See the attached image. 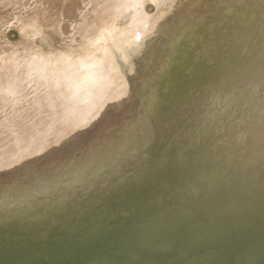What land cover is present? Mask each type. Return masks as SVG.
Returning a JSON list of instances; mask_svg holds the SVG:
<instances>
[{
  "label": "rangeland",
  "instance_id": "obj_1",
  "mask_svg": "<svg viewBox=\"0 0 264 264\" xmlns=\"http://www.w3.org/2000/svg\"><path fill=\"white\" fill-rule=\"evenodd\" d=\"M0 261L264 264V0H0Z\"/></svg>",
  "mask_w": 264,
  "mask_h": 264
},
{
  "label": "bare ground",
  "instance_id": "obj_2",
  "mask_svg": "<svg viewBox=\"0 0 264 264\" xmlns=\"http://www.w3.org/2000/svg\"><path fill=\"white\" fill-rule=\"evenodd\" d=\"M250 202H251V201H250ZM223 229H224V228H223ZM57 231H58V230H57ZM64 235H65V234H64ZM217 235H218V234H217ZM8 237H9V236H8ZM213 238H214V237H213ZM213 238H212V239H213ZM216 238H217V237H215L214 240H217ZM206 239H207V238H205V240H206ZM212 239H211V240H212ZM218 239H220V238H218ZM28 240H29V239H28ZM205 240H203V241L201 242V243H202V244H201L202 246H203V242H204ZM209 240H210V239H209ZM209 240L207 239V242H210ZM221 240H222V239H220V241H221ZM212 241H213V240H212ZM212 241H211V242H212ZM21 242H22V241H21ZM207 242H204L205 245H206ZM213 242H214V241H213ZM13 245H14V244H13ZM15 245H16V244H15ZM18 246H19V245H18ZM30 246H31V245H30ZM206 246H207V245H206ZM206 246H205V247H206ZM199 247H200V246H199ZM200 248H201V247H200ZM23 251H24V250H23ZM25 252H26V251H25ZM75 253H76V252H75ZM183 255H184V254H183ZM222 255H223V254H222ZM161 261H162V260H161ZM0 262H1V261H0ZM3 262H4V261H3ZM17 263H18V262H17ZM158 263H160V262H158ZM158 263H157V264H158Z\"/></svg>",
  "mask_w": 264,
  "mask_h": 264
}]
</instances>
